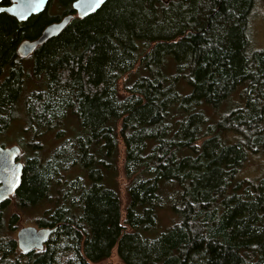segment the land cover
<instances>
[{
  "label": "trees",
  "instance_id": "1",
  "mask_svg": "<svg viewBox=\"0 0 264 264\" xmlns=\"http://www.w3.org/2000/svg\"><path fill=\"white\" fill-rule=\"evenodd\" d=\"M74 1L57 0L66 9ZM257 1L108 0L36 50L33 72L45 88L29 115L47 130L74 120L76 146L26 158L16 204H52L36 225L53 233L17 264H100L114 250L121 264H264V50L249 42ZM53 18L0 17V74L10 67L0 129L23 88L16 48ZM240 89L241 107L208 115ZM120 142L124 210L115 188ZM251 156L257 174L244 177ZM71 159L85 179L62 175ZM8 201L0 251L15 245L1 235ZM164 209L175 219L158 230Z\"/></svg>",
  "mask_w": 264,
  "mask_h": 264
},
{
  "label": "rangeland",
  "instance_id": "2",
  "mask_svg": "<svg viewBox=\"0 0 264 264\" xmlns=\"http://www.w3.org/2000/svg\"><path fill=\"white\" fill-rule=\"evenodd\" d=\"M63 6L58 4L57 0H53L51 5L47 8V15L54 16L59 14ZM249 42L250 50H264V2L258 0L251 13L249 20ZM19 61V60H18ZM34 59L28 58L19 61V68L23 75V88L15 103V107L9 119L6 120L5 126L0 129V146L10 148L17 146L21 150L19 162L25 165L26 158L38 156L45 160L52 158L57 150L70 149L73 152L76 146V122L70 118L59 120L58 124L55 120L51 122L52 130H47L46 124L38 125L33 117L29 115V107L34 95L40 93L45 88V78L43 75H35L33 72ZM6 70V69H5ZM6 72V71H5ZM7 73V72H6ZM4 76L0 77V84L3 82ZM3 77V78H2ZM126 77L124 76L119 82V89L124 95ZM129 83V82H128ZM241 89L233 93L229 100L214 114L211 110L207 109V113L211 118L224 113L227 108L242 106ZM39 132H43L39 135ZM34 146L35 149H34ZM118 155L117 175L115 177V188L118 191L121 201V209L124 210L126 203V186L127 179L123 173V158L124 148L120 142ZM76 163L71 161L63 165L62 175L66 180L85 179L86 174L79 168ZM259 162L254 157H250L246 166L244 167L243 176L250 177L257 174ZM78 177V178H77ZM256 178V177H255ZM258 178V177H257ZM254 179V178H253ZM52 204L44 203L32 208H20L16 204L15 196H12L8 204L4 208L3 217V232L2 237L5 240H12L15 245L9 247L4 245L1 259H8L12 264H17L21 261L23 254L17 247V233L22 228L33 227L40 229L36 222L42 217L46 210H51ZM123 214V213H122ZM174 216L169 210H161L158 212V230H162L170 226L173 222ZM8 242V241H6ZM100 264H121L120 260L114 250L111 257Z\"/></svg>",
  "mask_w": 264,
  "mask_h": 264
},
{
  "label": "water",
  "instance_id": "3",
  "mask_svg": "<svg viewBox=\"0 0 264 264\" xmlns=\"http://www.w3.org/2000/svg\"><path fill=\"white\" fill-rule=\"evenodd\" d=\"M12 1L16 3L12 8L7 10L0 9V12L6 10L19 21H24L30 16L42 13L49 2V0H43L34 9L25 10L17 6L20 0ZM107 1L102 0L99 6L93 5L92 8H85L81 4V0H76L73 3V8L78 18H85L97 12ZM21 12H23V16H21ZM72 18V16H66L59 22L46 26L41 35L33 41H22L17 47L19 57L27 58L32 55L39 46L59 35ZM20 156L21 150L19 147L4 148L0 146V204L8 201L21 185L24 165L18 160ZM52 233L53 230L47 228H22L17 233V247L22 254H27L31 251H41Z\"/></svg>",
  "mask_w": 264,
  "mask_h": 264
},
{
  "label": "flooded vegetation",
  "instance_id": "4",
  "mask_svg": "<svg viewBox=\"0 0 264 264\" xmlns=\"http://www.w3.org/2000/svg\"><path fill=\"white\" fill-rule=\"evenodd\" d=\"M52 1L53 0H49V2H48V4H47V6H46V8L44 9V11L42 12V13H44L45 11H47V8L51 5V3H52ZM76 1V0H75ZM74 1V2H75ZM74 2H72V5H71V7L70 8H68V9H66V8H63V10H61L60 11V13L57 15V14H55L54 15V17L55 18H53V21L50 23V24H53V23H55V22H59L61 19H63L64 17H66V16H77V14H76V12H75V10H74V8H73V3ZM16 3H14L12 0H1L0 1V9H10V8H12L14 5H15ZM1 11L0 12V17L2 16V17H8L9 19L10 18H12L15 22H17L18 24H23L24 22H26L28 19H30L31 17H33V16H37V15H40V14H42V13H40V14H37V15H33V16H30V17H28L27 19H25L24 21H19L16 17H14V16H12V15H10L7 11ZM72 20V19H71ZM50 24H47L46 26H48V25H50ZM45 26V27H46ZM44 30V29H43ZM42 30V31H43ZM42 33V32H41ZM41 35V34H40ZM39 37V36H38ZM37 37V38H38ZM37 38H35V39H37ZM35 39H32V40H29V41H33V40H35ZM26 39H24V40H21L20 42H19V44L22 42V41H25ZM18 44V45H19ZM18 47V46H17ZM41 46H39L36 50H38L39 48H40ZM36 50H35V52H36ZM35 52L32 54V55H30L29 57H27V58H21V57H19V55L17 54V48H16V54H17V57H18V59H17V61L15 62V64H13L14 66H18L19 67V61H22V60H25V59H28V58H33L34 56H35ZM19 60V61H18ZM6 69V70H5ZM20 69V68H19ZM7 73H6V72ZM9 73H10V67L9 66H7V67H5V68H3V70H2V72H1V74H0V77L1 76H3V75H5L4 76V79H3V82H4V80L8 77V75H9ZM3 78V77H2ZM2 82V83H3ZM1 83V84H2ZM0 84V85H1ZM14 196V195H13Z\"/></svg>",
  "mask_w": 264,
  "mask_h": 264
},
{
  "label": "snow or ice",
  "instance_id": "5",
  "mask_svg": "<svg viewBox=\"0 0 264 264\" xmlns=\"http://www.w3.org/2000/svg\"><path fill=\"white\" fill-rule=\"evenodd\" d=\"M43 0H20V3L17 5L25 10L34 9L39 3H42ZM102 3V0H81V4L85 8H92L93 5L99 6ZM23 16V12H21Z\"/></svg>",
  "mask_w": 264,
  "mask_h": 264
}]
</instances>
